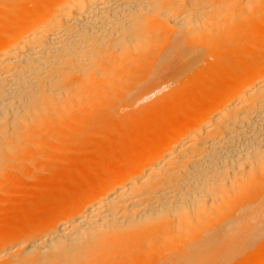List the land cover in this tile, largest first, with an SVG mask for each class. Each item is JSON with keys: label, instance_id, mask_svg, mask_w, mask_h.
<instances>
[{"label": "bare ground", "instance_id": "obj_1", "mask_svg": "<svg viewBox=\"0 0 264 264\" xmlns=\"http://www.w3.org/2000/svg\"><path fill=\"white\" fill-rule=\"evenodd\" d=\"M0 264H264V0H0Z\"/></svg>", "mask_w": 264, "mask_h": 264}]
</instances>
